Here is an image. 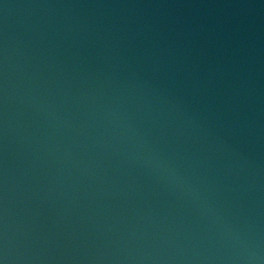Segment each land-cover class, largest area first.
Segmentation results:
<instances>
[{"label": "water", "instance_id": "1", "mask_svg": "<svg viewBox=\"0 0 264 264\" xmlns=\"http://www.w3.org/2000/svg\"><path fill=\"white\" fill-rule=\"evenodd\" d=\"M0 264H264V0H0Z\"/></svg>", "mask_w": 264, "mask_h": 264}]
</instances>
